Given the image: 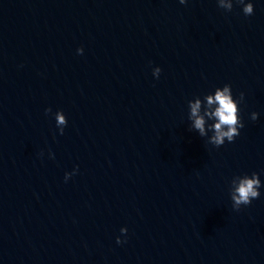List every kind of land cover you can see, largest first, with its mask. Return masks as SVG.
Segmentation results:
<instances>
[{"label":"water","instance_id":"obj_1","mask_svg":"<svg viewBox=\"0 0 264 264\" xmlns=\"http://www.w3.org/2000/svg\"><path fill=\"white\" fill-rule=\"evenodd\" d=\"M248 2L0 0V264H264V0ZM225 84L244 127L216 147L206 96ZM252 173L260 196L236 210Z\"/></svg>","mask_w":264,"mask_h":264},{"label":"clouds","instance_id":"obj_2","mask_svg":"<svg viewBox=\"0 0 264 264\" xmlns=\"http://www.w3.org/2000/svg\"><path fill=\"white\" fill-rule=\"evenodd\" d=\"M181 4H184L186 0H179ZM237 3L243 5V13L246 16L252 15L254 12V7L251 2L245 3V0H237ZM228 11L232 10L233 3L222 5ZM78 54L83 53V49H77ZM161 69L156 67L153 72V76L158 78ZM214 95H207V105H217L214 111L206 112L205 115L209 118L214 117L216 122L210 126V130L214 132L208 143L220 147L225 141L233 142L234 139L240 135V129L244 127L241 121L240 115L238 117V107L240 101L243 100L244 94L240 93L239 101L234 99L232 96L231 86L225 84L222 88H216ZM235 101V102H234ZM200 110V101L197 100L196 103L191 105V115L195 117L194 129L198 130L201 137L206 136L205 131V119L204 117L198 115ZM46 113L51 112V109H46ZM240 111V110H239ZM251 120L255 121L258 118L256 112L251 113ZM56 123L60 129V134H63L64 127L67 125V118L62 111L56 112ZM75 172V170H74ZM73 173L65 174V181H67ZM239 182L236 184L234 192L232 194V200L234 201L233 208L239 210L242 205H249L253 199L260 196L258 189L261 187V181L257 173H252L251 176L244 175L242 178H238ZM235 183V182H234ZM126 228H121V233H126ZM117 244L122 243L119 237H117Z\"/></svg>","mask_w":264,"mask_h":264}]
</instances>
